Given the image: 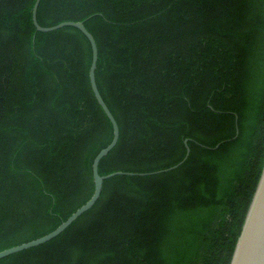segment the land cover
<instances>
[{"label":"trees","instance_id":"trees-1","mask_svg":"<svg viewBox=\"0 0 264 264\" xmlns=\"http://www.w3.org/2000/svg\"><path fill=\"white\" fill-rule=\"evenodd\" d=\"M0 0V250L55 229L93 192L112 126L76 27L38 31ZM82 21L119 136L95 203L0 264H229L264 165V0H40ZM186 159L176 168L153 173ZM218 144L217 147H215Z\"/></svg>","mask_w":264,"mask_h":264},{"label":"water","instance_id":"water-1","mask_svg":"<svg viewBox=\"0 0 264 264\" xmlns=\"http://www.w3.org/2000/svg\"><path fill=\"white\" fill-rule=\"evenodd\" d=\"M39 1L40 0L34 1V4L32 6V13H31L32 22L36 30L45 32V31L55 30L63 26H73L78 28L88 39L92 52L91 63L88 72L89 82H90L91 90L93 92V95L97 103L99 104V106L101 107V109L103 110V112L105 113V115L107 116V118L111 123L112 138L110 142L105 147L101 148L93 158L91 165L92 177H93V192L89 197V199L85 203L80 205L74 212H72L64 221H62L52 231L35 239L22 242L20 244L0 250V258L42 244L52 239L53 237L57 236L59 233H61L79 215H81L83 212L88 210L95 203V201L98 199L100 195L104 179L118 174H135L132 172H123V171H115L105 175H100L98 173L99 161L116 144L119 136V128L114 116L112 115L106 103L102 99L95 82V68H96V60H97V48H96L95 40L91 35V33L85 28L82 21H62L52 26L39 25L36 19V9ZM184 143L186 145V153L183 159L180 160L178 163L161 170L152 171L148 173H139V174H153V173L163 172L176 168L186 159L189 152V148L186 144V140H184ZM217 146L218 144L215 147ZM229 264H264V165L256 189L254 191L252 200L250 202L248 211L246 213L244 222L242 224L240 234L237 238Z\"/></svg>","mask_w":264,"mask_h":264}]
</instances>
